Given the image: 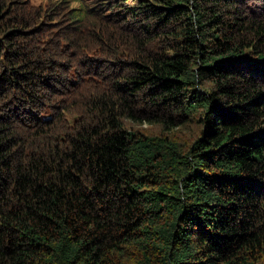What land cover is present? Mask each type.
<instances>
[{
    "label": "trees",
    "instance_id": "obj_1",
    "mask_svg": "<svg viewBox=\"0 0 264 264\" xmlns=\"http://www.w3.org/2000/svg\"><path fill=\"white\" fill-rule=\"evenodd\" d=\"M259 3L0 0V264H264Z\"/></svg>",
    "mask_w": 264,
    "mask_h": 264
},
{
    "label": "rangeland",
    "instance_id": "obj_2",
    "mask_svg": "<svg viewBox=\"0 0 264 264\" xmlns=\"http://www.w3.org/2000/svg\"><path fill=\"white\" fill-rule=\"evenodd\" d=\"M38 1H40V0H38ZM259 6L262 7V8H264V3L263 4H260L259 3ZM102 64H103V62H100V65H102Z\"/></svg>",
    "mask_w": 264,
    "mask_h": 264
}]
</instances>
